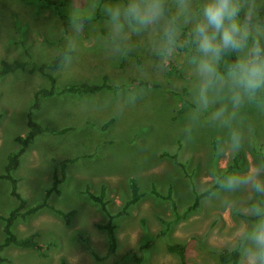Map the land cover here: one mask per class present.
I'll return each mask as SVG.
<instances>
[{"label": "rangeland", "instance_id": "rangeland-1", "mask_svg": "<svg viewBox=\"0 0 264 264\" xmlns=\"http://www.w3.org/2000/svg\"><path fill=\"white\" fill-rule=\"evenodd\" d=\"M111 2L101 0V5ZM73 13V0L65 6V19L40 2L0 0V60L28 63L24 70L0 74V173L8 154L20 150L15 138L25 134L29 116L66 131L38 134L11 171L26 207L43 202L53 176H60L61 162L75 159L58 186L60 193L45 199L54 208L74 211L69 222L48 205L17 219L12 230L18 237L36 234L37 241L50 246L43 256L33 247L4 246L0 255L6 260L1 264H179V256L167 250L173 243L185 246L187 264H230L220 260V253L230 250L243 217L207 195L184 214L203 192L198 185L211 180L209 169L215 166L214 150L223 133L205 123L192 142L183 138L189 107L183 50L172 58L180 71L172 74L151 67V36L135 38L137 51L114 60L97 40L106 35L102 6L75 22ZM73 36L77 49L70 65L61 62L54 71V86L39 72L29 70L63 53ZM116 81L122 89H143V93L124 105L118 102ZM79 84L103 87L94 93L61 92L65 86ZM50 87L53 94H37ZM248 117L253 126L245 149L220 164L224 171H243L264 156V115L250 111ZM132 178L142 197L125 214L116 215L131 196ZM154 189L163 195L171 189L180 218H175L170 201L156 196ZM10 190L11 182L0 179V214L5 216L18 205ZM85 191L104 192L108 212L115 215L117 249L113 255L106 256V231L97 227L109 214ZM223 196L243 207L251 194ZM3 225L0 219V242L5 237ZM90 248L104 259H96Z\"/></svg>", "mask_w": 264, "mask_h": 264}, {"label": "clouds", "instance_id": "clouds-1", "mask_svg": "<svg viewBox=\"0 0 264 264\" xmlns=\"http://www.w3.org/2000/svg\"><path fill=\"white\" fill-rule=\"evenodd\" d=\"M101 6L106 35L97 40L110 58H126L137 51L135 38L151 36V67L160 73L183 50L189 105L183 138L192 142L205 123L223 133L209 169L211 180L198 187L243 217L229 245L239 264H264V156L243 171L220 168L245 149L253 126L248 113L264 115V0H112L103 5L101 0H73V22ZM76 49L73 36L62 53L64 66L71 64ZM114 86L124 105L143 93L122 89L120 81ZM239 192L251 194L243 207L223 196Z\"/></svg>", "mask_w": 264, "mask_h": 264}, {"label": "trees", "instance_id": "trees-1", "mask_svg": "<svg viewBox=\"0 0 264 264\" xmlns=\"http://www.w3.org/2000/svg\"><path fill=\"white\" fill-rule=\"evenodd\" d=\"M29 4H35V3H42L47 5L50 9H53L56 14L61 18L65 19V6L71 1V0H22ZM61 57L62 53L58 54L54 59H52L50 62L42 63V64H33V66L29 69L31 72L37 71L43 76H45L52 86L55 84V77H54V71H56L60 65H61ZM28 63L26 61L15 59L13 61H7V59L2 58L0 60V74H7L11 72H15L17 70H24L26 69ZM180 72L178 69V65L171 59L169 62V68L167 70V74L172 73H178ZM142 85L147 84L145 81H139ZM103 85H90V84H79V85H68L61 89V92H71V93H94L99 91ZM41 93L44 95H51L54 93L53 88H41L37 91V94ZM50 132L54 134H60L66 131V129H54L50 128L48 126L42 125L41 123L33 120L32 118H28L27 120V130L24 135L17 136L15 138L16 142L19 144L20 150L17 152H11L7 156V163L5 164L4 172L0 173V179H7L11 182V190L10 193L12 196H14L18 200V205L10 210L8 215H2L0 214V219L4 221L3 225V231L5 234V237L2 242H0V252L4 246L13 244L20 247H33L35 248L40 255L45 254V250H47L50 246L48 243H41L35 239L36 234H31L26 237H18L12 230V226L14 222L19 218H26L27 216L35 213L37 210L44 208L48 204L46 203V198L51 193H60L59 184L64 180L65 178V171L69 163L75 162V159H65L61 162V169H60V176L58 173H56L53 176V181L50 186V188L47 190L45 199L43 202L37 203L36 205L32 207H26V202L20 194L17 192V179L14 178L11 175V171L14 170L19 166V158L21 154L25 151V149L32 143L34 138L42 133V132ZM175 156V155H174ZM130 188H131V196L130 198L125 202L123 205V208L116 213V215L125 214L127 212V208L135 204L139 201V199L142 197V193L139 191V186L137 184L136 179L132 178L130 180ZM88 193V196L94 200L95 202L99 203L101 209L109 214L107 209V201L104 199V192H101L100 194H94L89 191H85ZM152 192L160 197L164 198L170 201L172 208L176 214L175 218L178 219L182 215L177 212L176 208V202L172 197V191L169 189V191L163 195L156 191L155 189L152 190ZM205 192H200L196 195L194 202L184 209V214L186 212L194 210L197 205L199 204V201L201 197L205 196ZM54 212L59 214L65 222H69L70 215L74 213V211H64L62 209L54 208L53 206L48 205ZM115 215L109 214V219L104 223H98L97 227L99 229H103L106 231L107 236V252L106 256L113 255L116 252L117 249V236H116V224L113 222V218ZM92 251V254L95 256L96 259L101 260L104 259L103 257H100L93 249L90 248ZM167 250L172 253H176L180 258L179 264H187L186 260V249L185 246L179 243H173L167 245ZM6 260L5 257L0 255V264L3 263ZM220 260L223 263H230V264H239V257L238 255L231 251V250H223L220 253ZM117 264V263H116Z\"/></svg>", "mask_w": 264, "mask_h": 264}]
</instances>
